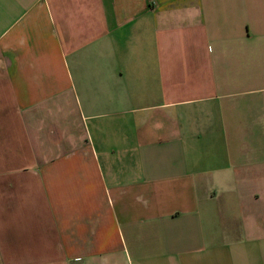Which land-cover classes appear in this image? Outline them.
I'll return each instance as SVG.
<instances>
[{"label":"crops","instance_id":"obj_1","mask_svg":"<svg viewBox=\"0 0 264 264\" xmlns=\"http://www.w3.org/2000/svg\"><path fill=\"white\" fill-rule=\"evenodd\" d=\"M0 264H264V0H0Z\"/></svg>","mask_w":264,"mask_h":264}]
</instances>
